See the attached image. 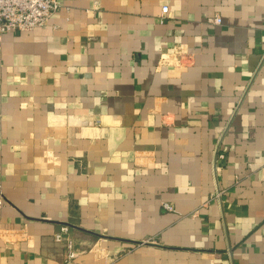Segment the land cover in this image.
<instances>
[{"label":"crops","instance_id":"crops-1","mask_svg":"<svg viewBox=\"0 0 264 264\" xmlns=\"http://www.w3.org/2000/svg\"><path fill=\"white\" fill-rule=\"evenodd\" d=\"M61 225L70 264H264V0H61L3 35L0 264H67Z\"/></svg>","mask_w":264,"mask_h":264},{"label":"built area","instance_id":"built-area-1","mask_svg":"<svg viewBox=\"0 0 264 264\" xmlns=\"http://www.w3.org/2000/svg\"><path fill=\"white\" fill-rule=\"evenodd\" d=\"M61 7V0H0V45L3 35L7 33H20L32 31L37 27H43L51 16ZM167 6H163L161 12H167ZM210 22L219 24L218 17L210 19ZM220 191L215 195H219ZM163 208L173 211L170 204L164 203ZM57 242H64L66 247L65 263L70 264L77 253L73 249V241L69 237V226L61 225L54 233Z\"/></svg>","mask_w":264,"mask_h":264}]
</instances>
